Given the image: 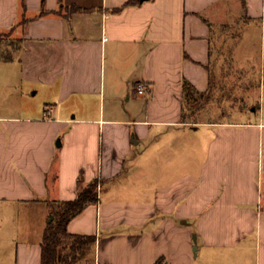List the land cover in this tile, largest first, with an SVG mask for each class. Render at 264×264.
<instances>
[{
  "label": "crops",
  "instance_id": "1",
  "mask_svg": "<svg viewBox=\"0 0 264 264\" xmlns=\"http://www.w3.org/2000/svg\"><path fill=\"white\" fill-rule=\"evenodd\" d=\"M221 14L258 27L264 73V0H0V35L21 41L0 59V205L97 181L67 224L95 238L85 264H264V80L254 121L182 120L184 82L210 90ZM18 81L52 105L20 108ZM41 212L12 264H41Z\"/></svg>",
  "mask_w": 264,
  "mask_h": 264
},
{
  "label": "rangeland",
  "instance_id": "2",
  "mask_svg": "<svg viewBox=\"0 0 264 264\" xmlns=\"http://www.w3.org/2000/svg\"><path fill=\"white\" fill-rule=\"evenodd\" d=\"M234 8V7H233ZM238 10L233 9L236 13ZM239 15V14H238ZM236 16V14H235ZM224 20V14L217 16L213 23V54L211 61V86L208 95H198L185 103L186 116L205 119L209 115L224 121H254L258 113L253 108L259 103L261 80L264 73L260 70V31L258 27L244 18ZM2 41V43H1ZM7 38L0 39L1 45L8 43ZM2 50L0 49V52ZM18 105L31 106L34 110L46 111L52 105L49 98L40 91L35 93L18 81ZM3 89V95L10 89ZM16 90L13 89V94ZM12 98L0 96V105L15 104ZM208 112L203 115L205 112ZM189 112V113H188ZM56 201L51 198L39 199V202H25L0 205V264H12L15 244L21 239L36 236L38 224L42 220L41 211L48 209L44 222H49ZM41 219V220H40Z\"/></svg>",
  "mask_w": 264,
  "mask_h": 264
},
{
  "label": "trees",
  "instance_id": "3",
  "mask_svg": "<svg viewBox=\"0 0 264 264\" xmlns=\"http://www.w3.org/2000/svg\"><path fill=\"white\" fill-rule=\"evenodd\" d=\"M7 38L8 43H0V59L11 61L17 50L21 48L20 39L11 38L10 33L0 35V39ZM211 86V82H210ZM184 103H183V122H186L185 103L192 101L194 96L203 97L208 95L198 93L192 85L184 82ZM189 113V112H188ZM97 181L91 182L86 188L81 190L77 197L69 201H57L56 207L51 212L52 220L48 222L44 229L41 241V264H85L89 252L94 247L95 238L93 236L70 235L67 232V224L78 215L88 204L96 203Z\"/></svg>",
  "mask_w": 264,
  "mask_h": 264
},
{
  "label": "built area",
  "instance_id": "4",
  "mask_svg": "<svg viewBox=\"0 0 264 264\" xmlns=\"http://www.w3.org/2000/svg\"><path fill=\"white\" fill-rule=\"evenodd\" d=\"M136 91L140 94H143L148 91V88L144 82H138L136 84ZM160 264H169V262H161Z\"/></svg>",
  "mask_w": 264,
  "mask_h": 264
},
{
  "label": "water",
  "instance_id": "5",
  "mask_svg": "<svg viewBox=\"0 0 264 264\" xmlns=\"http://www.w3.org/2000/svg\"><path fill=\"white\" fill-rule=\"evenodd\" d=\"M51 220H52V217H51V219L49 220V222H51ZM194 239H195V237H194Z\"/></svg>",
  "mask_w": 264,
  "mask_h": 264
}]
</instances>
